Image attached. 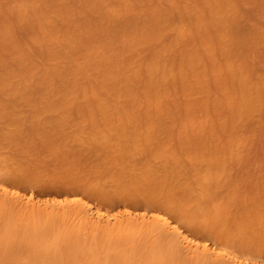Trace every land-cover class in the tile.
I'll use <instances>...</instances> for the list:
<instances>
[{"label":"rangeland","instance_id":"rangeland-1","mask_svg":"<svg viewBox=\"0 0 264 264\" xmlns=\"http://www.w3.org/2000/svg\"><path fill=\"white\" fill-rule=\"evenodd\" d=\"M0 239V264H264V0H0Z\"/></svg>","mask_w":264,"mask_h":264},{"label":"bare ground","instance_id":"bare-ground-1","mask_svg":"<svg viewBox=\"0 0 264 264\" xmlns=\"http://www.w3.org/2000/svg\"><path fill=\"white\" fill-rule=\"evenodd\" d=\"M29 200H31V199H29ZM31 201H33V199ZM31 201H27V203H31L33 208L46 209L48 207L47 204H46L47 206L46 205L45 206L42 205L43 206L42 207L40 205L35 204V202L32 203ZM37 201H36V203H37ZM51 205H54V204H51ZM52 207H55V206H52ZM92 207L85 210L86 216H87V224H89V225H96V224H99V223H102L103 222L107 226H112L118 220V217H116V216L113 217L114 215L111 216L112 214L110 215L108 213L109 211L106 210L105 213H102L101 211H103V210L101 208L96 207V206H92ZM113 220H115V222ZM151 221L152 222L148 221L149 224H150V226H153L154 228L156 227V229L157 228H161V229L164 230L165 233H168V234L170 233V235L176 237V239L178 241L176 244H178V243L179 244H186L187 241L188 240L190 241V239H191V238H189L187 240L188 237H184L185 235L182 234L181 231H179L178 229H176L175 226H173V228H172V225L170 223H168L166 221V219H164L163 217H157V218H155L154 220H151ZM145 224L149 225L147 222H143L142 224L138 225V223H136L134 220H132L131 223H127V224L122 225V226L121 225H118V226H120L118 228L119 229L120 228H123V227L126 228L127 226H131L133 228H137V227H140V226H145ZM165 225L171 227L172 230L169 227H168L169 229H167V226L164 227ZM36 227H41V226L36 225L33 229H36ZM11 232L13 233L12 230L6 229V230L3 231L2 235H3V237H5L7 234H9ZM50 232L51 231L49 229H42L41 228L39 230V233L42 236L51 237L52 236V233H50ZM54 242L57 243V240L56 241L53 240V242H52V245L53 246L55 244ZM193 242L195 243V241H193ZM193 242L191 241V243H193ZM0 243H1V239H0ZM191 243L188 242L186 245H188V244L190 245ZM117 244L118 245L121 244V246L124 248V250H128V249L133 250L132 248L134 247L133 242L128 241L125 237H123V236L117 237L115 239L108 240V245L105 247V249L102 250L101 252H94L97 257L92 256V258L95 259L96 261H103V262H106V263L113 262L114 261V255H110L109 251H110V249H114V247H117ZM174 246H175V243H174ZM188 246H187V248H188ZM198 246L199 245H193V244H191V246H190V249H192L194 251L195 255L198 253V250L200 251L199 254H197L196 256L194 255L195 257H197V256H201V257H207L208 256L209 257V256H211L210 253L213 252V250H214V249L212 250L211 248L208 249L207 247H204V246L203 247L201 246L202 248H200L201 249L200 250L199 249L200 246L199 247ZM210 250H212V251H210ZM9 251H10V248L8 246L7 247L6 246L3 247V252L8 253ZM216 251H214V252H216ZM54 253H55V251H52L51 252V255H48L49 258H53L52 256L54 255ZM173 254H177V252L174 251ZM216 254H218V253H215V257H216ZM220 255L221 254L218 255L217 260H221V258L225 257V255L224 256L222 255V257ZM6 257L8 258L6 261H9L10 260V256L9 255H6ZM120 258H121L120 256H116L115 257V261H119ZM236 261H237V258H236ZM135 262H136V259L134 257H129V258L126 259L125 264H131V263H135ZM237 262L240 263V264H242L239 260ZM237 262H235V260H233V261L231 260V263H233V264H238Z\"/></svg>","mask_w":264,"mask_h":264}]
</instances>
